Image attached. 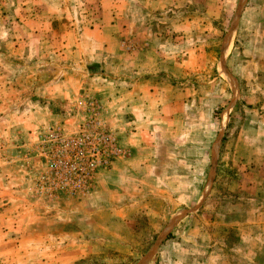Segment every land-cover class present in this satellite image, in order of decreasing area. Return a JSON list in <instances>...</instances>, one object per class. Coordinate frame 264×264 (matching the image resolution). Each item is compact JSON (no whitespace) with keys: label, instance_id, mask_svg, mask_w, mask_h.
Returning a JSON list of instances; mask_svg holds the SVG:
<instances>
[{"label":"rangeland","instance_id":"374dc122","mask_svg":"<svg viewBox=\"0 0 264 264\" xmlns=\"http://www.w3.org/2000/svg\"><path fill=\"white\" fill-rule=\"evenodd\" d=\"M0 264H264V0H0Z\"/></svg>","mask_w":264,"mask_h":264},{"label":"crops","instance_id":"0c3cea01","mask_svg":"<svg viewBox=\"0 0 264 264\" xmlns=\"http://www.w3.org/2000/svg\"><path fill=\"white\" fill-rule=\"evenodd\" d=\"M137 136H138L137 134H129L128 137L126 138V139H128L129 143H133V146H132L131 151H130V152H132V154H131L130 158H125L124 160L121 161L123 164L126 163L127 165H129V166H123V170L124 169H127V170L132 169V171L135 173H136V167H135L133 161H136L137 166H139V167L141 166L140 160L136 159V157H137L136 151H137V148L140 146V142L142 140H144V139L139 138Z\"/></svg>","mask_w":264,"mask_h":264}]
</instances>
